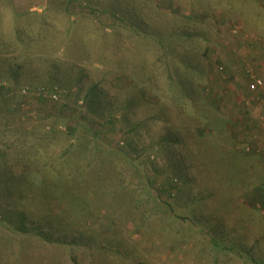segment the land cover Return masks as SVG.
<instances>
[{
  "label": "rangeland",
  "instance_id": "1",
  "mask_svg": "<svg viewBox=\"0 0 264 264\" xmlns=\"http://www.w3.org/2000/svg\"><path fill=\"white\" fill-rule=\"evenodd\" d=\"M15 3L0 0V264H169L175 248L207 264L210 244L212 264L262 262L264 0ZM236 38L255 53L238 82L258 154L221 115Z\"/></svg>",
  "mask_w": 264,
  "mask_h": 264
},
{
  "label": "crops",
  "instance_id": "2",
  "mask_svg": "<svg viewBox=\"0 0 264 264\" xmlns=\"http://www.w3.org/2000/svg\"><path fill=\"white\" fill-rule=\"evenodd\" d=\"M11 1L14 2V5L16 6V9L18 12L19 11L22 12L21 10H24L21 7V3H15L17 0H11ZM172 3L170 1L169 2L164 1V9L165 8L168 9L171 7V9L173 10L175 8L174 7L175 5H174V3L173 4ZM18 7L19 8L21 7V9H19ZM33 8H35L33 5H31L29 7H25V9H29V10H32ZM0 26L1 27L4 26V22L0 23ZM6 26H8V25H6ZM247 40H249V39H247ZM227 42H225V45L227 44ZM228 43H230V41ZM233 44H234L233 45L234 47L231 48V45H229V47L226 46L224 51L220 52V54H221L220 58L222 59V63L225 66V71H226L225 72L226 73V75H225V84L226 85L223 86L222 92L219 91L221 94L220 95L221 98L219 99L220 108L223 112V114H221V115H222V117L227 118V120L229 119V120L233 121L234 123H232V124H235V127L238 126L237 133L235 132L236 135H239V136H237V137H239L237 140V143H241L243 141L250 142L251 143L250 145L252 146L253 151H256V153L258 154L259 152H261V150H258V148L256 146H254L255 143L253 144V140H252L255 138V133L253 131L258 126L256 124L260 125V123H261L260 121H258L259 118H257L258 117V115H257L258 114L257 113L258 108L256 106L253 107V103L251 101V98H250V102H251L250 104H247L246 102L244 103L245 96L246 95L249 96V94L247 93V90H246L247 86H245V84L241 86V84L238 82L239 80L241 81V77L242 78L246 77V75H245V73L247 72L246 68H247V66L250 65L251 61H253V58H254L253 56H255V53H252L253 51H251L249 48H248L247 52L245 51L243 54H241V52L239 53V51L236 50L238 48V46H240V41H239V39L237 40V38L233 42ZM241 44L244 45V42H242V40H241ZM245 45H246V43H245ZM211 94H209L210 95V101H212V103H216L218 100L214 99L211 96ZM212 103H210L211 106H213ZM252 113H254V115H252ZM252 119H253V123L256 126L254 128H252V130L248 134H246V136H245L243 134V131H240V129L243 128L242 124H244V123L249 124ZM250 153H251V150H250ZM260 163L261 162H259V164ZM220 234H222L221 230H220ZM214 247H215V245H213V244H210V245H207L204 247H203V245L199 246V250L197 249V251L202 252L200 259L203 260L207 256L209 259L207 264H209V262H210V264H212L211 252L216 250ZM225 248H227V247H225ZM191 249H193V248H191ZM222 249L223 248H220V250H222ZM187 250L188 249H186L184 251L187 252ZM173 252H174V255L176 254L178 256V254L176 253V252H178L177 248H175ZM209 252H210V256H209ZM174 255H173V257H174ZM176 255H175L176 260H173V263H169V264H180L179 262L183 261V259L180 260L179 257L177 259ZM181 256L183 258V255H181ZM192 257L197 258L194 255ZM229 263L230 262L225 257L223 264H229ZM245 263L246 262L241 261L237 264H245ZM255 264H264V260L262 262L258 261Z\"/></svg>",
  "mask_w": 264,
  "mask_h": 264
},
{
  "label": "built area",
  "instance_id": "3",
  "mask_svg": "<svg viewBox=\"0 0 264 264\" xmlns=\"http://www.w3.org/2000/svg\"><path fill=\"white\" fill-rule=\"evenodd\" d=\"M252 80L251 89H257L259 93L264 94V82L260 78L254 76L252 77ZM51 97L57 99L55 94H52Z\"/></svg>",
  "mask_w": 264,
  "mask_h": 264
}]
</instances>
